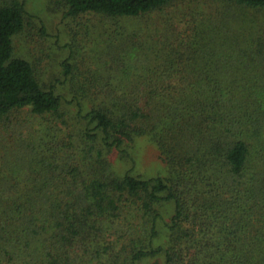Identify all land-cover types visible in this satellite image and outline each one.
<instances>
[{
  "label": "trees",
  "instance_id": "obj_1",
  "mask_svg": "<svg viewBox=\"0 0 264 264\" xmlns=\"http://www.w3.org/2000/svg\"><path fill=\"white\" fill-rule=\"evenodd\" d=\"M48 1L160 27L178 0ZM210 2L176 43L170 17L153 41L147 27L104 35L88 62L73 39L48 80L15 51L34 21L26 0H0V264H264V0ZM141 137L168 175L128 167Z\"/></svg>",
  "mask_w": 264,
  "mask_h": 264
},
{
  "label": "rangeland",
  "instance_id": "obj_2",
  "mask_svg": "<svg viewBox=\"0 0 264 264\" xmlns=\"http://www.w3.org/2000/svg\"><path fill=\"white\" fill-rule=\"evenodd\" d=\"M212 1V0H210ZM209 0H178L174 5L166 9L164 19L161 22V26L157 27L154 20L151 18L146 19H106L102 16H93L88 13L82 15L78 19L65 17L61 12L60 7L54 8L55 4L49 3L48 0H26L28 9L34 17V21L31 25H27L24 33H20L15 37L16 53L30 59L31 61H41L44 66L46 79L56 72L60 73L62 66L61 60L68 54H71L68 43L71 40H77L80 44V52H84V57L88 62V51L92 48H98L105 44L103 43L104 35L106 37L116 35V32L133 30L135 28H145L148 31V39L153 41L152 34L157 33V28L160 31H164L166 21L170 17V26L172 25L177 32L172 37V41L176 43L181 36L192 34L194 27L200 24V18H208L212 14L214 9V2ZM210 2V3H209ZM212 4V5H211ZM56 7V5H55ZM248 12H252L250 9H246ZM261 12V11H260ZM169 13H172L171 16ZM253 13V12H252ZM260 14V13H259ZM263 15V14H262ZM157 13L152 14V18L156 17ZM173 16V17H172ZM146 20V21H145ZM165 20V21H164ZM148 26H146V23ZM83 23V24H82ZM94 24V25H93ZM93 26V27H92ZM98 26V27H97ZM45 27V29H44ZM179 27V28H178ZM89 28V34L85 36L86 29ZM166 34L162 33V36ZM160 39V36H159ZM87 52V54H86ZM82 55V56H83ZM95 56V54L93 53ZM79 56V53L76 55ZM84 57L78 59L80 63L79 68H85L81 66L83 64ZM93 60L90 59L89 62ZM58 89L66 94V97L72 98L70 85L58 84ZM63 108L66 116L72 118L77 116L76 108L72 105ZM28 109L18 111L19 117L28 116ZM76 118V117H75ZM132 157L128 159V167L134 166L135 173H142L143 176L150 177L156 175H168L169 169L167 163L164 161L159 148L148 137L138 138L136 143L131 147ZM115 167L118 166L119 170L126 169V163L118 160L116 155L112 156ZM164 216L167 220H170V216L174 213V202H167L162 208ZM164 222L160 224V233L155 239V243H163L167 241L166 228ZM100 263V262H99ZM6 264H21L14 262H7ZM98 264V263H92ZM140 264H164V258L162 256L154 257L144 261Z\"/></svg>",
  "mask_w": 264,
  "mask_h": 264
}]
</instances>
